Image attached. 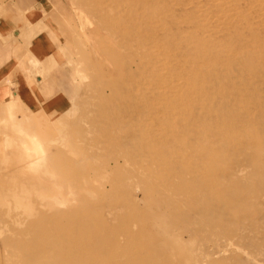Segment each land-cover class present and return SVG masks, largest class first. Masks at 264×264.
Listing matches in <instances>:
<instances>
[{
  "label": "rangeland",
  "instance_id": "rangeland-1",
  "mask_svg": "<svg viewBox=\"0 0 264 264\" xmlns=\"http://www.w3.org/2000/svg\"><path fill=\"white\" fill-rule=\"evenodd\" d=\"M45 15L70 105L0 126V264H264V0Z\"/></svg>",
  "mask_w": 264,
  "mask_h": 264
},
{
  "label": "crops",
  "instance_id": "crops-1",
  "mask_svg": "<svg viewBox=\"0 0 264 264\" xmlns=\"http://www.w3.org/2000/svg\"><path fill=\"white\" fill-rule=\"evenodd\" d=\"M46 7L47 0H0V126L30 112L52 118L69 108Z\"/></svg>",
  "mask_w": 264,
  "mask_h": 264
},
{
  "label": "bare ground",
  "instance_id": "bare-ground-1",
  "mask_svg": "<svg viewBox=\"0 0 264 264\" xmlns=\"http://www.w3.org/2000/svg\"><path fill=\"white\" fill-rule=\"evenodd\" d=\"M16 133L17 135H21L20 132H16ZM1 143L3 144V141H1ZM2 144L0 146L3 148ZM22 146L26 154L25 160L30 163L28 164V167L31 168L32 170H36L39 166V162L42 159V152L40 145L37 143L34 137L30 135H26V136L23 135Z\"/></svg>",
  "mask_w": 264,
  "mask_h": 264
}]
</instances>
